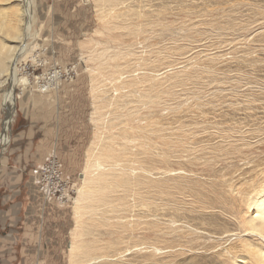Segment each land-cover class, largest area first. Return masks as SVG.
<instances>
[{
    "label": "rangeland",
    "instance_id": "obj_1",
    "mask_svg": "<svg viewBox=\"0 0 264 264\" xmlns=\"http://www.w3.org/2000/svg\"><path fill=\"white\" fill-rule=\"evenodd\" d=\"M32 1L26 39L0 32L26 46L17 81L0 73V136L23 107L48 117L71 182L23 210L15 264H70L76 233L120 264H257L264 233L244 221L264 181V0Z\"/></svg>",
    "mask_w": 264,
    "mask_h": 264
},
{
    "label": "crops",
    "instance_id": "obj_2",
    "mask_svg": "<svg viewBox=\"0 0 264 264\" xmlns=\"http://www.w3.org/2000/svg\"><path fill=\"white\" fill-rule=\"evenodd\" d=\"M28 109L23 107L20 124L0 158V264L16 262L15 254L23 251L22 247L9 242L15 237L18 221L23 220L26 213L23 210L39 194L33 169L45 160L53 142L48 117L41 121Z\"/></svg>",
    "mask_w": 264,
    "mask_h": 264
},
{
    "label": "bare ground",
    "instance_id": "obj_3",
    "mask_svg": "<svg viewBox=\"0 0 264 264\" xmlns=\"http://www.w3.org/2000/svg\"><path fill=\"white\" fill-rule=\"evenodd\" d=\"M18 1H20V4L23 5L25 9H23L21 12H20L21 9L13 12L12 13V14H14L13 17L8 11L0 10V12L2 11L0 13V32L5 33L7 37H12L14 39H17V38L26 39L30 34V20L32 18V16H30V13L33 11V10L31 11L33 1L32 0H18ZM98 1L100 2L102 0H98ZM24 15H25V17H24ZM27 15H29V17H27ZM24 21H26V24ZM1 37H0V73L7 72L8 76L11 75L12 78L14 79V81H17V68H16L17 63L15 62V60H17V57L20 55V53L22 54L25 51L26 46L21 47L20 49L17 50L16 46L9 45V43L7 42V39L4 37L1 38ZM3 83H4V81L1 80L0 86ZM6 104H7V110L12 114V112L15 111L14 110V108H15V96L13 94V89L10 90V92L7 96ZM10 126H11V118L6 120V122H5L4 134H2L0 136V148L9 141L8 132L10 130ZM101 175L103 178H105L104 174H101ZM261 186L262 187L257 191V194L253 198L252 202H250L251 205L256 208L255 209L256 214L253 215L251 218H249L248 221H244V224L247 228V231L252 230L254 232H258L259 234L264 233V181H263V185H261ZM124 187L126 189L129 188L126 183H125ZM83 195H85V192L81 193L82 198H83ZM81 197L79 196V198H78V202H77L78 204L81 203ZM220 201H221V199L217 198L211 202H208V201L207 202H208V206H211V205H213V206L217 205L218 206V203ZM103 203H106V202H103ZM206 206H207V204H206ZM224 211L229 212L231 214H234V216H236L238 218V215H237L238 210H236L232 204L228 208L224 207ZM85 228H86L85 234L91 235L92 232L88 229V227L85 226ZM76 234H75V240L72 241V243L70 244V250H69V254H68L70 264H120L119 262L109 260L110 257H114V256L122 253L121 251H117L113 255L108 253V252L112 251V250H108V249H115L116 250L117 247L114 244L109 243L110 247H100V243H99L100 237L99 238L94 237V238H91V239H88L85 241H84V239H82L81 245H78V243L80 241L77 242V240H76L77 235ZM80 236H82V235H80ZM94 236H96V235H94ZM231 251H232V249H231ZM233 253H234L233 256H235V259H236V257H238V254L235 252H233ZM257 256H258L259 260L257 259ZM257 256L254 257L257 259V264H264V252H262V251L258 252ZM222 264H227V262L224 261Z\"/></svg>",
    "mask_w": 264,
    "mask_h": 264
},
{
    "label": "built area",
    "instance_id": "obj_4",
    "mask_svg": "<svg viewBox=\"0 0 264 264\" xmlns=\"http://www.w3.org/2000/svg\"><path fill=\"white\" fill-rule=\"evenodd\" d=\"M34 181L45 198H64L71 180L62 168L56 153L49 152L42 164L33 169Z\"/></svg>",
    "mask_w": 264,
    "mask_h": 264
},
{
    "label": "flooded vegetation",
    "instance_id": "obj_5",
    "mask_svg": "<svg viewBox=\"0 0 264 264\" xmlns=\"http://www.w3.org/2000/svg\"><path fill=\"white\" fill-rule=\"evenodd\" d=\"M12 264H15V262H13Z\"/></svg>",
    "mask_w": 264,
    "mask_h": 264
}]
</instances>
